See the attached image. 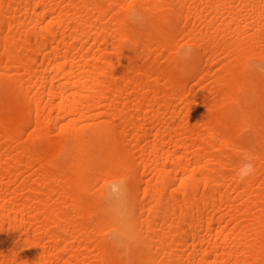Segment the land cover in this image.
<instances>
[{"label":"bare ground","instance_id":"bare-ground-1","mask_svg":"<svg viewBox=\"0 0 264 264\" xmlns=\"http://www.w3.org/2000/svg\"><path fill=\"white\" fill-rule=\"evenodd\" d=\"M0 264H264V0H0Z\"/></svg>","mask_w":264,"mask_h":264},{"label":"clouds","instance_id":"clouds-1","mask_svg":"<svg viewBox=\"0 0 264 264\" xmlns=\"http://www.w3.org/2000/svg\"><path fill=\"white\" fill-rule=\"evenodd\" d=\"M254 165L251 162V157H247L245 163L237 170L236 176L238 181H244L254 173ZM118 186H113V191H117Z\"/></svg>","mask_w":264,"mask_h":264}]
</instances>
